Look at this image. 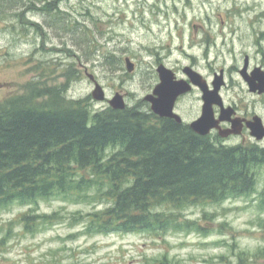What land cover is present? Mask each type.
Here are the masks:
<instances>
[{"label": "rangeland", "instance_id": "rangeland-1", "mask_svg": "<svg viewBox=\"0 0 264 264\" xmlns=\"http://www.w3.org/2000/svg\"><path fill=\"white\" fill-rule=\"evenodd\" d=\"M246 54L264 65V0H0V101L29 97L47 81L67 83V97L101 110L109 103L93 98L90 73L108 98L120 92L128 106L149 108L141 101L163 63L179 75L194 65L209 81L225 68L228 102L246 100L242 111L264 118V96L250 94L238 71ZM198 94L179 106L188 121L199 114ZM256 172L252 193L188 207L190 227L159 235L87 232L84 214L105 202H12L0 209V264H264V165ZM25 213L59 219L30 231Z\"/></svg>", "mask_w": 264, "mask_h": 264}, {"label": "trees", "instance_id": "trees-1", "mask_svg": "<svg viewBox=\"0 0 264 264\" xmlns=\"http://www.w3.org/2000/svg\"><path fill=\"white\" fill-rule=\"evenodd\" d=\"M44 85L0 102V209L55 196L88 199L107 206L84 214L87 232L159 235L190 227L186 208L257 186L264 165L257 144L225 145L138 105L95 110L67 97V83ZM58 216L21 220L33 231Z\"/></svg>", "mask_w": 264, "mask_h": 264}, {"label": "water", "instance_id": "water-1", "mask_svg": "<svg viewBox=\"0 0 264 264\" xmlns=\"http://www.w3.org/2000/svg\"><path fill=\"white\" fill-rule=\"evenodd\" d=\"M126 65L130 72L134 71L135 64L130 58L126 59ZM247 65L242 70L243 77L248 81L251 90L259 93L264 92V72L257 69L258 72H254L253 75L246 73ZM160 73V83L155 89V94L158 95H147L146 100L152 103V111L161 117H171L177 122L181 123L183 120L181 116L174 112V105L177 97L183 93L191 90V85L186 80H175L174 73L172 70L167 68L165 65H160L158 69ZM185 71L188 73L191 81L196 85L200 86L205 95L202 116L191 124V127L198 133L205 135L208 134L210 129L217 126L218 122L221 120L231 119L234 113L232 107H225L222 102V97L219 95V91L225 84L222 70L221 75H217L214 82V89L210 90L207 82L203 79V76L194 71L191 67H187ZM260 71V73H259ZM89 77L95 82V89L92 92V96L95 100L104 101L106 100V92L103 86L95 79L93 74H89ZM110 105L115 109H124L126 107V102L123 95L117 93L113 99L109 100ZM219 104L221 106V116L220 120L214 119L213 104ZM233 122V129H221L220 133L222 136H229L231 133H239L241 131V120L231 119ZM249 128L251 129V134L257 139H264V123L263 119L256 115L254 119L247 122Z\"/></svg>", "mask_w": 264, "mask_h": 264}, {"label": "flooded vegetation", "instance_id": "flooded-vegetation-1", "mask_svg": "<svg viewBox=\"0 0 264 264\" xmlns=\"http://www.w3.org/2000/svg\"><path fill=\"white\" fill-rule=\"evenodd\" d=\"M193 28L195 30L198 29V26L197 25H194ZM248 58L249 61L246 63L245 59ZM155 59L156 61H161V57H160V54L159 53H156L155 54ZM248 65V69H247V74L250 73V74H253L254 72L257 71V68H261L262 71H264V65H261L260 63H254L252 58L250 57V55L246 54L245 55V58H244V61H243V68L245 67V65ZM187 66V65H186ZM184 66L181 71L183 73V75H179V70H174L173 68H171L173 71H174V74H176L177 76V79H186L188 81H190V79L188 78V75L187 73H185V67ZM190 67H192L193 69H195V66L194 65H189ZM236 68V67H234ZM242 68V69H243ZM225 68H220L219 70H214L213 73H212V79L209 81V79L205 76L206 80H207V83H208V86H209V89H213L214 85H213V81H214V77H216V75L218 73L221 72V70H224ZM238 69V68H237ZM242 69H238V71L241 73V70ZM197 70V69H195ZM198 71V70H197ZM224 74H225V78L227 77L226 75V70H224ZM158 85V84H157ZM157 85L155 86V88L153 89V91L151 92L152 95L154 94L155 92V89L157 87ZM227 87V83L222 87V89L220 90V93L221 95L223 96V102L225 104V106L229 107V106H232L234 108V114L232 116V118H239L241 120V132L240 134L238 135H230L229 138H223L220 133H219V128L215 127L212 131H211V135L215 138V139H218V140H221V141H227V142H232L234 141L235 139L236 140H239L240 142L239 143H249V142H252V143H257V144H261L264 146V140L262 141H257L252 135H251V130L250 128L248 127V124L247 122L251 119L254 118L255 115L259 114L257 112H250L248 110L246 111H242V107H246L247 105L245 104V101H241V100H231V102H228V100L226 99V97L223 95V91L224 89ZM249 88V87H248ZM195 91H198V95H197V98H196V102L199 106V114L194 117L193 119H190L189 121L187 120V118L185 117V114H182V112H180L179 110V106L180 104L182 103V101L184 100V98L192 93H194ZM249 92L250 94L252 95H256V96H264V94H260L259 92H253L251 91V89L249 88ZM157 97V95H155ZM239 99V98H237ZM144 100V99H143ZM146 103V104H149L147 106H150V103L147 102V101H143V104ZM203 104H204V93L203 91L194 86L192 88V91L189 92V93H186V94H183L181 96H179L177 98V101H176V104H175V111L177 113H179L185 120V123H187L189 126H190V123L199 119L201 114H202V109H203ZM213 111L215 113V118L218 119L220 118V114H221V107L220 105L218 104H215L213 105ZM262 116V115H261ZM219 126L222 127V128H229L232 126V122L230 120H223V121H220L219 122ZM191 128V127H190Z\"/></svg>", "mask_w": 264, "mask_h": 264}]
</instances>
